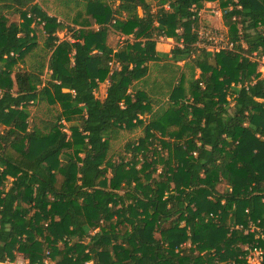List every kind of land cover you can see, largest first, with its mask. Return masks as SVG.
I'll return each mask as SVG.
<instances>
[{"label": "trees", "instance_id": "obj_1", "mask_svg": "<svg viewBox=\"0 0 264 264\" xmlns=\"http://www.w3.org/2000/svg\"><path fill=\"white\" fill-rule=\"evenodd\" d=\"M67 1L83 3L80 28L35 0H0V262L249 264L247 247L264 249V0ZM205 2H219L232 49L198 47ZM152 62L190 72L166 83L160 110L137 88ZM44 100L61 111L32 126ZM139 127L130 158L110 159Z\"/></svg>", "mask_w": 264, "mask_h": 264}, {"label": "rangeland", "instance_id": "obj_2", "mask_svg": "<svg viewBox=\"0 0 264 264\" xmlns=\"http://www.w3.org/2000/svg\"><path fill=\"white\" fill-rule=\"evenodd\" d=\"M41 6L50 14L57 16L62 22H64L65 26H70V28H80L79 24H76V19L78 21H82L83 19L87 18L86 14L84 13V7L83 3H75L73 1H67V0H35ZM152 3V6L154 10L157 8L158 0H150ZM217 6L221 9L219 2H216ZM142 9H140V13L142 14ZM209 9L206 10L205 15L203 16V23H208V28H218L221 30L225 35L227 34V28L224 25L223 17H222V9L221 13L218 15L210 14ZM9 17L11 20H20L19 15L10 13ZM37 30V37L39 46H42V44L45 41V36L42 33V26L36 25ZM72 34V31L68 30L67 27L60 30L58 32V35L61 38L69 37ZM160 41L161 38H158ZM174 40V41H173ZM173 40H169V44L173 48L177 41L173 38ZM162 41V40H161ZM160 41V42H161ZM108 43L116 48L120 44H122V36L119 35L116 32H110L108 36ZM165 48H169L168 44L164 45ZM39 51V50H38ZM264 66V62L262 63ZM260 65L259 69L264 73V67ZM150 74L148 77H146L145 81H141L137 83V88H140L142 90H146L155 100L154 108L155 110H160L162 108H167L169 105V89L166 85V83L173 77V75H178L181 71H184L187 75L190 74L187 67H184V63L181 62L179 64H171L167 68H163L162 64L152 62L151 68H150ZM196 76H198L200 70L197 69ZM105 87H102L101 89H97L96 96L101 98L102 93H105L104 90ZM32 116L30 117V123L33 126L34 124H37L38 127H42L43 121H46L48 119H51L52 117H55L57 114L60 113L61 107L60 104H54L51 105L47 102V100L40 101L38 104H32L30 106ZM63 124H65L66 128L69 126L68 123H65L62 121ZM70 134V131H68ZM145 134L144 128L139 127L134 130H121L118 137L111 142V148L108 153V157L112 160L119 161L121 157L130 158V154L125 151V146L129 142H135L139 138L143 137ZM160 151V149H159ZM110 170V169H109ZM111 170L108 172V176L111 177ZM221 188H225L224 185L221 186ZM252 228H255L254 225H252ZM20 255V254H19ZM259 257L257 254L253 255V259L251 260L252 264H258Z\"/></svg>", "mask_w": 264, "mask_h": 264}, {"label": "built area", "instance_id": "obj_3", "mask_svg": "<svg viewBox=\"0 0 264 264\" xmlns=\"http://www.w3.org/2000/svg\"><path fill=\"white\" fill-rule=\"evenodd\" d=\"M209 9L210 14L218 15L221 13V9L217 6V4L212 2H205L204 6L200 9H196L197 17H198V24L196 27V32L198 34V42L197 45L199 48H206L208 50L219 52L224 49H232L233 43L230 42L221 30L218 28H208V23L204 24L203 22V16L206 13V10ZM211 14V15H212ZM160 38H165V36H161ZM254 58L259 61L260 65L263 66L264 57L258 56L254 54ZM260 67V66H259ZM264 67V66H263ZM253 229V228H252ZM249 253L247 255V261L249 264H252L251 260L253 259V255L257 254L259 257L258 264H262L263 262V256H264V249L260 247H252L248 248ZM0 264H27V261L22 255H18L15 261L12 260H6L4 262H0ZM42 264H54V261L52 260L50 256V251L46 252V257Z\"/></svg>", "mask_w": 264, "mask_h": 264}, {"label": "crops", "instance_id": "obj_4", "mask_svg": "<svg viewBox=\"0 0 264 264\" xmlns=\"http://www.w3.org/2000/svg\"><path fill=\"white\" fill-rule=\"evenodd\" d=\"M212 3H216V2H212ZM162 40V41H161ZM161 42L158 40L157 41V50L159 51V52H164V53H166V52H170V50L172 49V47H171V45L168 43L169 42V40H173V38H168V37H165V38H161ZM174 41V40H173ZM167 45L168 44V46H169V48H165L164 47V45ZM102 87H105V93H106V90H107V87H108V83L107 82H104V83H100L99 84V88L101 89ZM98 88V89H99ZM105 93H102V96H103V94L105 95ZM104 97V96H103ZM103 97H101V98H103Z\"/></svg>", "mask_w": 264, "mask_h": 264}]
</instances>
